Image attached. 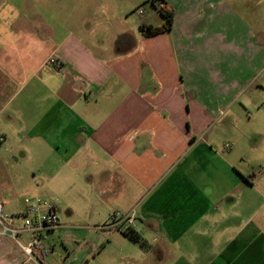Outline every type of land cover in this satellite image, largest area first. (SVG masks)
I'll return each mask as SVG.
<instances>
[{
  "label": "crops",
  "instance_id": "crops-1",
  "mask_svg": "<svg viewBox=\"0 0 264 264\" xmlns=\"http://www.w3.org/2000/svg\"><path fill=\"white\" fill-rule=\"evenodd\" d=\"M160 2L143 37L122 0H0V202L59 223L0 264H264V0Z\"/></svg>",
  "mask_w": 264,
  "mask_h": 264
},
{
  "label": "built area",
  "instance_id": "built-area-1",
  "mask_svg": "<svg viewBox=\"0 0 264 264\" xmlns=\"http://www.w3.org/2000/svg\"><path fill=\"white\" fill-rule=\"evenodd\" d=\"M49 63L54 65V60L50 59ZM4 137L0 135V145L3 143ZM227 147V146H226ZM20 219V224L15 225V218ZM110 219L114 225L130 226L133 223L132 213H121L115 211L111 214ZM59 228L58 218L52 206L36 200L28 201L26 210L21 215H11L5 213L3 204L0 202V235L11 239L17 247L24 252L30 259L33 254H40L42 245L37 237L46 232H51ZM28 233L31 239L27 243L19 240V235Z\"/></svg>",
  "mask_w": 264,
  "mask_h": 264
},
{
  "label": "rangeland",
  "instance_id": "rangeland-1",
  "mask_svg": "<svg viewBox=\"0 0 264 264\" xmlns=\"http://www.w3.org/2000/svg\"><path fill=\"white\" fill-rule=\"evenodd\" d=\"M105 1H107V2L111 1V5L116 7V6H120L119 3L121 0H105ZM87 2H88V0H83V1L82 0H67V7L71 9V8L76 7V6H83ZM150 2H151V0H122L123 6H125L123 8L128 9V11H129V9H131V8H129L132 6L131 3H133V5H135L134 8L128 12V17L130 18V20H131L130 22L132 25H135V23H137L139 20H141L142 18H145V17L148 18L147 23H151V25H159L156 22L159 20V15H158L159 13L156 10V8H154V6L151 5ZM77 3H79V4H77ZM158 4L159 3H157L156 6H158ZM37 6H38V8L43 10L44 9V0H37ZM94 6L98 7V4H95ZM98 8H100V5ZM103 15L104 14L101 13L99 16L105 17V15L104 16ZM112 23L116 26L121 24L120 20L112 21ZM127 26L130 27V23H128ZM116 35H117L116 30H111L110 38L115 39L117 37ZM119 37L120 38H118V41L116 42V49L117 48L120 49V47H122L121 43L123 40L124 41L125 40L130 41L131 40L130 37H132V34L130 31L127 30L124 34L120 35ZM132 40H134V39H132ZM117 43H120V44H117ZM255 80H257V82L262 87H264V71H262L261 75L259 77L255 78ZM130 246H132V245H130ZM131 248H135V247H131ZM150 257H152V256H150ZM154 263L152 261H149L147 264H154Z\"/></svg>",
  "mask_w": 264,
  "mask_h": 264
},
{
  "label": "trees",
  "instance_id": "trees-1",
  "mask_svg": "<svg viewBox=\"0 0 264 264\" xmlns=\"http://www.w3.org/2000/svg\"><path fill=\"white\" fill-rule=\"evenodd\" d=\"M156 0H151V3L154 4ZM161 1V0H159ZM158 11L159 15L163 19V23L160 25H144L141 24L138 26V31L143 37H152L169 31L172 27V11L165 8L164 3L160 2L157 6H154ZM123 236L126 237L133 243H140L139 238L133 234L132 231H123Z\"/></svg>",
  "mask_w": 264,
  "mask_h": 264
}]
</instances>
